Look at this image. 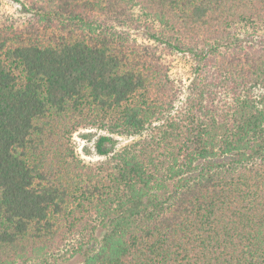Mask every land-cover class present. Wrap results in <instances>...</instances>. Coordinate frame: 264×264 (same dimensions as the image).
<instances>
[{
	"label": "trees",
	"instance_id": "obj_1",
	"mask_svg": "<svg viewBox=\"0 0 264 264\" xmlns=\"http://www.w3.org/2000/svg\"><path fill=\"white\" fill-rule=\"evenodd\" d=\"M23 1L29 24L0 18V264L98 228L81 264H264V37L238 32L264 0ZM130 27L194 57L184 99ZM82 127L106 132L93 167Z\"/></svg>",
	"mask_w": 264,
	"mask_h": 264
},
{
	"label": "rangeland",
	"instance_id": "obj_2",
	"mask_svg": "<svg viewBox=\"0 0 264 264\" xmlns=\"http://www.w3.org/2000/svg\"><path fill=\"white\" fill-rule=\"evenodd\" d=\"M33 17V12L28 8L25 1L0 0V18L2 20L6 19L16 28L29 24ZM155 27L161 33V26L158 24ZM126 29L136 43L158 47V51L162 54L164 62L169 67L171 77L175 80L182 92L181 98L184 99L189 93L194 79V57L188 52L167 49L158 43V41L150 38V35L145 29H135L133 27ZM238 32L245 39L253 37L255 41L264 37V28L257 29L256 31L252 27H244L240 28ZM103 134H106V132L95 127H82L72 134L73 154L81 162V165L93 167L105 160L106 156L98 154L95 148L97 138ZM115 138L118 140L116 146V150H118L138 137L115 136ZM95 222L97 220L92 221V224ZM95 232V237H91L90 231L85 229L67 240L58 250L53 251L50 255L48 254L51 264H81V250L91 246L96 248L99 245L97 241L102 237L103 230L102 228H98ZM19 264H38V260L20 261Z\"/></svg>",
	"mask_w": 264,
	"mask_h": 264
}]
</instances>
